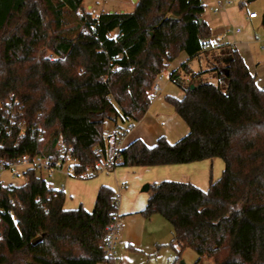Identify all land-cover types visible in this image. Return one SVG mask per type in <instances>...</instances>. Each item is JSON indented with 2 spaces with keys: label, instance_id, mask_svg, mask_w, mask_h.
<instances>
[{
  "label": "trees",
  "instance_id": "1",
  "mask_svg": "<svg viewBox=\"0 0 264 264\" xmlns=\"http://www.w3.org/2000/svg\"><path fill=\"white\" fill-rule=\"evenodd\" d=\"M84 1L0 0V156L54 154L62 140L75 148L78 173L95 166L107 154L105 122L141 120L157 77L185 52L188 60L170 73L184 97L167 100L189 133L174 143L160 136L153 146L135 139L120 165L221 158L222 175L206 190L174 180L150 184L141 213L170 222L177 259L190 248L198 256L194 264L201 257L211 264H264V88L243 56L232 45L201 52L212 35L204 0H139L131 12L96 17ZM209 54V69L190 68V60ZM206 73L218 83L204 81ZM24 176L21 185L0 187V264H113L104 242L118 209L114 188L102 185L89 211L67 208L65 192L35 168Z\"/></svg>",
  "mask_w": 264,
  "mask_h": 264
},
{
  "label": "rangeland",
  "instance_id": "2",
  "mask_svg": "<svg viewBox=\"0 0 264 264\" xmlns=\"http://www.w3.org/2000/svg\"><path fill=\"white\" fill-rule=\"evenodd\" d=\"M229 1V4L227 6L226 12H214V7L216 6L217 0H204L206 7L205 12L203 14V17L209 22L211 29H212V35L211 38L215 41L218 39H221V33L226 34L229 33L232 40H235V37L241 38L242 40H245L244 44L241 46V50L245 53L247 59H249V65L250 69L253 73L257 75L258 81L261 83L262 86H264V0H224ZM85 6H87L89 3L93 5L94 11H98L102 6H104L106 9H121L128 7L132 4L128 0H85L84 1ZM129 4V5H128ZM128 9H130L128 7ZM255 11L258 15L256 18L252 19L249 17V13ZM241 29L240 34H232V30L235 29ZM43 53L46 56L54 57V55L51 53L50 50L45 49ZM181 55V54H180ZM175 59L174 64H170L165 68V72L162 74V78H158V82L162 86V89L158 93H154L153 90H151V96L152 101L148 109V114H146L141 120L142 123L138 122H126L122 123L121 121L118 122V125L123 127H128L130 125H133L132 128H129L128 131L125 133L127 142L132 137L137 138L139 135H159L157 134L160 131L164 130H170L171 137L173 138L174 135L176 136L181 133L183 130L181 127L183 126L184 121L180 119L178 114L175 111L174 106L167 100V96H174L179 98L180 93L182 92V89L178 87L176 84L170 81L169 79V73L173 70V68H176L178 64L182 61V56H180ZM184 56H186L184 54ZM205 58L209 60H213L212 55H205ZM204 57H201L203 61H199V59L196 60L194 63L195 69L197 71H201L205 67V61ZM200 58V60H201ZM207 66V65H206ZM202 79L206 82H212V83H218V79L214 77L212 74H203ZM188 80V79H187ZM171 110V113H170ZM171 115V116H170ZM173 116H177L176 118L180 121L174 120ZM182 122V123H181ZM182 124V125H181ZM105 130L107 133H112L115 129L114 122L107 120L105 122ZM186 129V125L184 127ZM135 135V136H134ZM187 135V134H184ZM184 137V136H183ZM125 138V137H124ZM125 138V140H126ZM133 139V138H132ZM218 162H221L223 164V167H221L220 172L219 169H214L215 171L213 173H219L217 174V178L219 179L222 175V172L224 170V163L221 158H216ZM123 169H131V167H125L122 166ZM23 167L19 168V174H15L11 169L9 168H3L0 166V182L4 184H12V185H21L26 181V178L23 174ZM38 174L40 175V172L38 171ZM49 184L59 187L60 181H63V184L65 185V191H66V183H67V176L60 175L57 176L55 179L46 177L45 174L42 175ZM111 177L114 183L121 182V178L118 175L115 177L114 172L110 171H104L92 178H86V179H80V178H74L75 180H84L89 181L93 179H97L100 177ZM215 176V174H214ZM131 185V183L128 181ZM128 184V185H129ZM124 184H118V186H122ZM148 183H145L140 186L139 188V199L142 200V197L147 195L149 189L147 188ZM117 190V189H116ZM119 191V190H118ZM66 195H68L69 192L66 191ZM158 218L165 224L164 225V238L167 239V241L164 243V245L156 248L154 247L155 244L151 239H146L144 242V251L143 252H135L131 253L133 254V261L137 262L136 264H144L146 260H148L150 257L147 256L151 251L159 250L157 253V258L160 261V264H194L197 260V254L194 250L187 248L183 251L181 259L177 260V252L175 251L174 247L169 245V241L171 239V231L172 227L170 222L162 217V215H158ZM176 250L180 249L179 245L176 244ZM126 248V247H125ZM121 249L117 250V257L120 259ZM150 251V252H149ZM155 257V255H154ZM137 258V259H136ZM208 259V257H207ZM211 260V259H210ZM150 261V260H149ZM151 260L150 262H152ZM177 261V262H176ZM207 261H204L203 264H207Z\"/></svg>",
  "mask_w": 264,
  "mask_h": 264
},
{
  "label": "crops",
  "instance_id": "3",
  "mask_svg": "<svg viewBox=\"0 0 264 264\" xmlns=\"http://www.w3.org/2000/svg\"><path fill=\"white\" fill-rule=\"evenodd\" d=\"M128 1H130V3H132V4H130L131 7L128 6L130 9H128V7H125V8L115 10V9H111V8L106 9L104 6H102L98 11H94V9H93L94 7L91 3H89L85 7L87 10L91 11L93 13V15L96 17L100 13L105 12V11H107V12H110V11H113V12H115V11H117V12H131L135 9L136 3H134L132 0H128ZM218 3H222V5L224 7V9L220 12H226L229 1L217 0L216 6ZM252 19H254V18H252ZM263 22H264V20H263ZM207 23L209 24L208 21H207ZM209 26H210V24H209ZM235 30H232V31H235ZM240 33L241 32L232 33V34L237 35ZM210 42L213 44L214 48H218V47L223 46V45H232V46L236 47L238 49V51L240 52V54L243 56L246 64L249 67V70L251 71L250 65H249V59H247L248 57H246L245 53L241 50V46L244 44V42H246L245 40H242L241 38L235 37V40L233 41L230 34L226 32V34L221 33V39H218L217 41L210 38ZM184 54L186 56H184ZM180 56H182L181 63L178 64L176 66V68H173V69L179 68L183 62L188 60V55L185 52H182ZM204 56L205 55H201L198 58H194V59L189 61L190 68L193 71L198 72L195 69L194 63L196 62L197 59H199L200 62L203 61V59L201 57H204ZM200 58H201V60H200ZM174 61H172L170 64H174ZM204 61H205V64L207 66L205 65V67L201 70H207L213 64V60L211 61V60L205 58ZM164 72H165V69H164ZM170 73H169V79H170ZM251 73H253V72L251 71ZM207 74H212L214 76L213 73H207ZM253 74L256 76V79H257V75L255 73H253ZM184 77H187V76H185V74H184ZM257 84L260 87L264 88V86L261 85V83L258 81V79H257ZM179 96H180L179 97L180 99L184 97V91L183 90ZM170 113H171V110H170ZM146 114H148V110H147ZM178 116L180 117L179 114H178ZM173 117H174V120L176 119L177 121H180V120H178L179 118L178 119L176 118L177 116H173ZM180 119H182V118L180 117ZM140 123H142V121ZM184 123H185V121H184ZM185 125H186V129L184 128ZM181 128L183 129L181 131V133H179L178 136H176V134H175L173 138L170 136L171 135V132H170L171 129L160 131L157 133L159 135H155V136H153L151 134L149 136L148 135H139V137H137V138L132 137L133 139L132 138L129 139L128 142H127L128 137L126 138V136H125L126 140L124 138V146H127L130 142H132L135 139H141L147 145L153 146L157 142V139L160 136H165L169 142L174 143V142L178 141L179 139H181L183 136H185L184 134L189 133V126L186 123L183 124V126ZM216 166L219 169L218 172H220L221 167H223V164H221V162H218L216 158L207 159V160L194 162V163H188V164H174V165H163V166H155V167H131V169H133V170L123 169V168H121L122 166L119 163L116 166H114V168L112 170H109L110 172H114L115 177H117L118 175L120 176L121 182L118 181L117 184L114 183V181L112 180V178L110 176L109 177H100V178L89 180V181L77 180V179L75 180L73 177H68L66 179L67 180L66 191L69 193H68V195H66L67 199H66L65 206L67 208H77L80 205H82L87 210L91 211L94 208L96 197H97V194H98L100 187L102 185H109L112 188H114L120 197L119 213L122 216V225H121V229L118 233V238H117V240H118L117 250L121 249V251H120L121 257H120L119 261H120V264H136L137 262L133 261V259H134L133 257H135V256H133V254H131V253L143 252L144 248H145L144 242L146 239H151L153 241V243L155 244L154 247H156V248L164 245V243L167 241V239L164 238V236H163L165 224L160 220V218H158V215H160V214H154L150 218H147L141 213V210L145 207V205L147 203L148 197L150 196V192H148L147 195L142 197V200L140 201V199H139V196H140L139 195V188H140V186L145 184V183H148L149 189H150V184H153L156 182H161L163 180H174V181L190 182V183H193L194 185L206 190V189H208V187L210 185L211 178L213 180H216V178L218 176L217 174H219L218 172L213 173L215 171L214 169L216 168ZM214 174H215V176H214ZM128 181L131 183V185L129 183H127ZM60 183L63 184V181H60ZM119 183L120 184L122 183L124 185L118 186ZM66 191H64L65 194H67ZM171 227H172V225H171ZM172 239H173V228L171 231V239L168 243L169 245H170V242L172 241ZM174 249L177 252L176 247H174ZM158 251L159 250L158 249L155 250V248L153 251H151V252L149 251L150 253L148 255L146 254L145 256H146V259H147V256L150 258L148 260H146V262H144V264H160V261L157 258ZM144 252L146 253V251H144ZM154 255H155V257H154ZM177 257H178V255H177ZM197 258H198V256H197ZM149 260L150 261L153 260V261L150 262ZM204 261H207L206 262L207 264L212 263V260H210L209 258L207 259V257H201L199 264H203Z\"/></svg>",
  "mask_w": 264,
  "mask_h": 264
},
{
  "label": "built area",
  "instance_id": "4",
  "mask_svg": "<svg viewBox=\"0 0 264 264\" xmlns=\"http://www.w3.org/2000/svg\"><path fill=\"white\" fill-rule=\"evenodd\" d=\"M224 9L222 3H218L215 6L214 11L220 12ZM250 18L257 17L255 11L249 13ZM241 32V29L237 28L232 33ZM214 46L210 41L204 40L201 52L211 50ZM164 69L157 77L155 84L153 85V92L156 94L161 91L162 87L158 82V78H162ZM7 111L9 113L8 117L11 122L14 121L13 116L17 114L14 105L11 101L7 102ZM17 127L25 129V124L23 122H18ZM125 131L122 130L121 126L115 125V129L112 133L108 134L105 141L107 146V154L103 160L96 163L95 166L88 167L85 171L78 173L77 166L79 164L78 158L75 156V148L71 145H66L62 140L56 145V153L42 152L39 154H22L16 158H3L0 156V166L3 168L11 169L15 174H19V168L23 167V174L29 168H35L40 175H46L55 179L59 175H66L67 177H74L80 179L92 178L97 174L109 171L114 168L117 164L121 163L123 158L124 149V137ZM42 138V137H41ZM0 148H3V144L0 142ZM43 177V176H42ZM44 178V177H43ZM49 184V183H48ZM49 186L53 189L59 191H65V185L60 184L59 187H55L51 184ZM0 187L8 188L9 184H4L0 182ZM10 202L12 204L21 203L14 197L10 196ZM119 203L120 197L118 195L116 199V204L118 209L114 213L113 220L106 227L105 242H104V253L105 255L113 261V264H120L117 257V238L118 233L122 225V216L119 213ZM97 264H106L105 262H98Z\"/></svg>",
  "mask_w": 264,
  "mask_h": 264
},
{
  "label": "water",
  "instance_id": "5",
  "mask_svg": "<svg viewBox=\"0 0 264 264\" xmlns=\"http://www.w3.org/2000/svg\"><path fill=\"white\" fill-rule=\"evenodd\" d=\"M132 1L137 4L139 0H132ZM110 12L112 13L113 11H110ZM263 20H264V17H263ZM225 71H227V70H225ZM192 87H194V86L192 85ZM146 189H149V184L147 185Z\"/></svg>",
  "mask_w": 264,
  "mask_h": 264
}]
</instances>
